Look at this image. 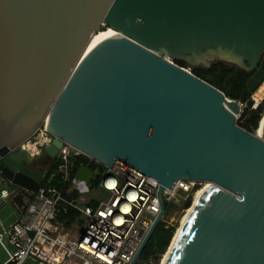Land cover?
I'll list each match as a JSON object with an SVG mask.
<instances>
[{"label":"water","instance_id":"water-1","mask_svg":"<svg viewBox=\"0 0 264 264\" xmlns=\"http://www.w3.org/2000/svg\"><path fill=\"white\" fill-rule=\"evenodd\" d=\"M96 31L107 37L86 52ZM216 61L252 72L238 99L190 71ZM263 81L264 0H0V180L37 192L65 142L159 192L210 182L162 264H264V124L257 137L236 123ZM44 120L53 139L31 157ZM93 175L80 165L72 181Z\"/></svg>","mask_w":264,"mask_h":264},{"label":"built area","instance_id":"built-area-1","mask_svg":"<svg viewBox=\"0 0 264 264\" xmlns=\"http://www.w3.org/2000/svg\"><path fill=\"white\" fill-rule=\"evenodd\" d=\"M252 99V109H255L259 102ZM52 139L44 120L23 146L33 151L28 148L29 143L34 150H40ZM80 156L88 160L76 165L75 159ZM93 162L99 164L63 142L56 157L46 165V168L55 165L59 185H53L52 179L50 184L42 185L41 182L26 209L18 208L13 223L0 233V245L8 250L10 264H28L29 260L38 264H64L72 257H77L79 264H129L156 217L161 213L158 223L172 226L173 216L189 208L185 205L192 203L204 183L179 178L171 189L164 186L159 192V182L122 161H116L111 168L99 164L102 171L92 170ZM80 165L94 172L91 180L97 175L100 178L98 185L92 186L96 192L94 199L85 200L80 195L69 199L64 195L66 191L81 192L88 187L90 190L91 180L85 189L72 181ZM9 194L6 188L0 190L2 198ZM60 203L79 213L69 227L56 217ZM166 203H172L169 211Z\"/></svg>","mask_w":264,"mask_h":264},{"label":"trees","instance_id":"trees-1","mask_svg":"<svg viewBox=\"0 0 264 264\" xmlns=\"http://www.w3.org/2000/svg\"><path fill=\"white\" fill-rule=\"evenodd\" d=\"M177 65L186 68L187 64L184 60L175 58L173 60ZM190 71L199 77L200 79L206 81L212 86L216 87L224 93V95L230 99H238L242 89L245 87V83L248 78L251 76L252 72L244 71L230 63L224 61H216L211 63L209 66H198L193 67ZM264 112V99L258 104L255 109H250L248 107L243 110L241 117L248 116L244 119L240 125L247 131H252L257 129L259 121L262 118ZM88 160L85 156H80L75 159L76 165L79 163H86ZM92 170L98 168L100 171L103 170V167L97 163H92ZM53 177L51 178V175ZM52 179V184L59 185V174L56 173L55 165L51 164L47 167V173L42 181L44 184L45 179ZM99 176H95L91 180V187H96L99 182ZM81 194L80 191H66L64 194L69 199H74ZM12 200L20 210L26 209L28 204L31 202L33 194L25 191L24 189L18 188L13 194ZM190 206V202L185 205L186 208ZM79 216V213L74 208L60 203L57 208L56 217L59 220H63L66 226L76 220ZM175 225L165 226L164 223H158L154 232L152 233L149 241L144 247L141 255L140 262L138 264H158L159 258L167 250L169 243L174 235Z\"/></svg>","mask_w":264,"mask_h":264},{"label":"crops","instance_id":"crops-1","mask_svg":"<svg viewBox=\"0 0 264 264\" xmlns=\"http://www.w3.org/2000/svg\"><path fill=\"white\" fill-rule=\"evenodd\" d=\"M2 188H6L9 191V196L6 198H2L0 196V233L8 228L11 223L16 218V215L19 213L18 207L12 200V189L5 185L0 180V190ZM79 264V260L77 257H72L69 260H67L64 264ZM0 264H10L9 263V256H8V250L4 248L2 245H0ZM28 264H38L32 260L28 261Z\"/></svg>","mask_w":264,"mask_h":264},{"label":"bare ground","instance_id":"bare-ground-1","mask_svg":"<svg viewBox=\"0 0 264 264\" xmlns=\"http://www.w3.org/2000/svg\"><path fill=\"white\" fill-rule=\"evenodd\" d=\"M112 31V30H111ZM107 37V34L103 31H96L91 39H90V42H89V45H88V48L86 50L89 51L92 49V47L94 46L95 43H97L98 41L104 39ZM264 96V81L259 85V87L254 91V93L252 94V97L255 99L256 102H259L260 99H262ZM263 124H264V116L262 115V118L261 120L259 121V125H258V128L256 130V136L257 137H261L262 135V127H263ZM28 145V148H31L33 151L29 153V156L33 157L34 153H37L38 150H34L33 146L30 145L29 143L27 144ZM210 185V182H204L203 183V186L202 188L198 191V193L195 195L194 197V200L193 202L197 199V197L202 193V191L208 186ZM190 211V208H188L184 213L183 215L180 217L179 219V224H178V228H177V231L179 230L180 226L182 225L183 221L185 220L188 212ZM176 231V232H177ZM167 253L165 252V256L161 262V264L163 263L165 257H166Z\"/></svg>","mask_w":264,"mask_h":264},{"label":"rangeland","instance_id":"rangeland-1","mask_svg":"<svg viewBox=\"0 0 264 264\" xmlns=\"http://www.w3.org/2000/svg\"><path fill=\"white\" fill-rule=\"evenodd\" d=\"M189 69V67H188V65L186 66V69ZM264 99V96H263V98L262 99H260L259 100V103L262 101ZM245 106H242L241 107V112L240 113H237L236 115L238 116V118H237V120H236V123H237V125H241L242 124V122L244 121V119L248 116V114H246V116L245 117H241V113L243 112V110H245ZM250 109H252V108H250ZM243 128V127H242ZM258 128V127H257ZM256 130L257 129H253L252 131H249V132H252V133H254V134H256ZM105 171V170H104ZM104 171L103 172H101V175L104 173ZM44 184H50V178H46L45 179V181H44ZM104 195V194H103ZM80 196L81 197H83L85 200H88V199H94L95 198V196H96V192H95V190H92V187H90V190H89V187L88 188H86L85 190H82L81 191V194H80ZM100 196H102V195H100ZM78 202V201H77ZM79 203V202H78ZM192 203H193V201H192ZM191 203V204H192ZM191 204H190V206H191ZM189 206V207H190ZM172 203H166V210L167 211H169L170 209H172ZM167 211L165 212V213H167ZM183 213L184 212H182V213H176L174 216H173V220H172V222H171V224H173V225H175V231H174V234H175V232H176V230H177V228H178V224H179V219H180V217L183 215ZM67 227H69V226H67ZM71 228H73L74 230H75V228L74 227H71ZM166 252V251H165ZM164 256H165V253L164 254H162L161 255V257L159 258V262H158V264H161V262H162V260H163V258H164ZM140 262V256L138 257V259H137V261H136V263L135 264H138ZM77 264V263H76Z\"/></svg>","mask_w":264,"mask_h":264},{"label":"flooded vegetation","instance_id":"flooded-vegetation-1","mask_svg":"<svg viewBox=\"0 0 264 264\" xmlns=\"http://www.w3.org/2000/svg\"><path fill=\"white\" fill-rule=\"evenodd\" d=\"M46 161V158H38L35 160L34 164L32 165V167L34 169L38 168L41 164L43 165V163Z\"/></svg>","mask_w":264,"mask_h":264}]
</instances>
